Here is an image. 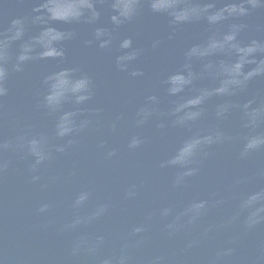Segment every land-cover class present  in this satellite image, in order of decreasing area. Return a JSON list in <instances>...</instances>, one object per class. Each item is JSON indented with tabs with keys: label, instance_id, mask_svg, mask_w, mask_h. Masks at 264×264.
I'll use <instances>...</instances> for the list:
<instances>
[{
	"label": "water",
	"instance_id": "95a60500",
	"mask_svg": "<svg viewBox=\"0 0 264 264\" xmlns=\"http://www.w3.org/2000/svg\"><path fill=\"white\" fill-rule=\"evenodd\" d=\"M232 2L215 0V9ZM96 6L101 16L89 23L86 9L77 17L79 0H0V264H119L121 256L125 264H264V221L248 228L240 209L264 190V149L240 156L246 136L264 135V123L246 128L243 119L245 105L264 102V75H251L234 95L217 91L240 59L227 36L241 21L174 26L145 6L117 27L109 0ZM246 23L238 45L264 42V9ZM97 28L105 34L97 37ZM126 37L131 49L120 46ZM133 51L136 60L122 63L142 76L117 66ZM255 60L264 62V52ZM177 74L191 83L178 81L182 91L172 95L168 81ZM53 84L59 95L49 102ZM216 131L227 139L181 153ZM81 194L89 198L73 207ZM103 205L99 217L66 227Z\"/></svg>",
	"mask_w": 264,
	"mask_h": 264
},
{
	"label": "clouds",
	"instance_id": "9594fccd",
	"mask_svg": "<svg viewBox=\"0 0 264 264\" xmlns=\"http://www.w3.org/2000/svg\"><path fill=\"white\" fill-rule=\"evenodd\" d=\"M103 3L104 0H79L81 5V10L77 12V17L84 15V9H86L90 15L88 17V22L92 23L99 20L101 16V12L97 8V3ZM111 4V15L110 20L117 27L120 25L131 22L137 19V17L141 14L142 10L145 6L151 11V13L160 15L166 14L170 17L171 23L174 26L183 25L189 22H193L200 19L207 20L208 23L214 24L219 23L229 16L238 18L241 23L235 24L232 26L231 33L227 36V40L231 43L232 47L235 48L238 57L236 63L233 65L235 69L234 72L228 74L227 85L228 87H221L217 89L218 92H223L227 95H234L237 91H243L247 86V81L251 75H264V62L257 63L255 60V56L258 52H264V42L253 40L247 46L240 47L238 45L237 37L241 31L248 27L246 21L247 19L253 15L254 12L260 9H264V0H233L231 6L229 8L224 9H215V0H166V3L162 6V0H109ZM59 18V17H57ZM105 34V29L97 28L96 36L100 37ZM171 39L172 37L169 36ZM110 41H104L101 46H107ZM161 41L154 40L152 42V47H159ZM133 44L132 37H126L123 39L121 43V48L123 49H131ZM191 51V50H190ZM139 55V51H133L130 54L125 56H121L117 58L118 67L121 71L129 72V63H122V61L132 62L135 61L137 56ZM26 57L21 56L20 59L23 60ZM245 64H256L254 69H251L249 72H244ZM17 70H20L17 67ZM63 75H67V73H62ZM129 75L132 77L142 76L143 72L136 70L129 72ZM5 78V72L3 69H0V81H3ZM180 82L183 85H187L191 83V80L186 79L183 74H177L175 76L169 77V92L172 95L177 94L179 91H182V87H177V82ZM81 88H87L88 81L87 79H82L78 82ZM56 84L52 85L53 91L46 98L49 102L52 101L54 96H58L59 93L56 92ZM6 94V89L0 86V96ZM87 97H80L79 99H85ZM150 99H155V97H151ZM200 98L197 97L195 101H189L188 104L199 103ZM179 110V109H178ZM226 115V111H218L217 119H223ZM192 118V117H189ZM244 119V127L246 128H255L259 124L264 123V102H261L257 105L256 108L248 111V105H245V110L243 114ZM142 123V121H141ZM227 139L223 136V134L219 131L210 132L203 140H196L189 144L185 149L181 150L182 154H187V156L194 155L192 151L193 145H198L201 142L207 143L209 145L218 143L222 140ZM37 140L31 139L27 141V148L29 152L32 154L34 152V145H36ZM134 142L133 146H135ZM24 145L22 144L21 147ZM260 149H264V135H249L244 139L243 149L240 153L241 158H245L250 152L257 151ZM62 151L63 149H58ZM43 157L40 159H36V164L41 163ZM180 159H173L170 163H181ZM4 167V165H3ZM35 168V165H33ZM195 169H189L184 175H193ZM35 179V177H34ZM179 183V180L177 181ZM129 195H134L133 193H129ZM89 198L88 194L79 195L73 203V207H79ZM197 209H201L205 207V204L201 202L200 204L195 206ZM48 209V205L44 204L41 208V212H45ZM241 211H247L248 215L245 220V224L248 228H252L255 225L264 221V190H260L250 194L246 199L242 201L240 204ZM107 210V205L101 206L92 216L87 218L77 217L70 225H66L67 228H75L77 225L83 223L90 222L92 219L99 217L102 213ZM168 214V210L164 211V215ZM199 213H197L198 215ZM195 219V216H193ZM171 227V225H169ZM142 229L137 228L135 231L140 232ZM101 243H103V237H97V244L95 247L89 249V251L94 252L96 247H98ZM79 249V244L73 249V252H76ZM231 250H228L229 254ZM126 257L121 256L119 264H125ZM101 264H113L111 258H105Z\"/></svg>",
	"mask_w": 264,
	"mask_h": 264
}]
</instances>
